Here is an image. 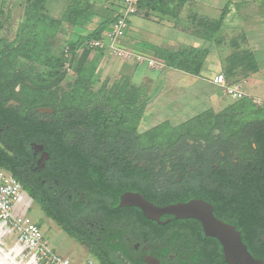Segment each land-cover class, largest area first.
Here are the masks:
<instances>
[{"label":"trees","instance_id":"trees-1","mask_svg":"<svg viewBox=\"0 0 264 264\" xmlns=\"http://www.w3.org/2000/svg\"><path fill=\"white\" fill-rule=\"evenodd\" d=\"M46 1L25 0L22 24L15 38L10 42L0 39V168L8 171L41 211L83 246L91 258L99 264L114 262L112 256L98 253L86 237L77 235L71 229L69 218L57 211L53 201L47 202L36 190L25 187L20 162L30 142L43 139L51 162L60 159L63 168L77 169L81 184L78 191L88 195L90 177H100L108 167L106 157L96 153L113 148L120 137H125L126 145L139 142L142 150H166L181 141H210L213 139L211 132L216 129L221 138L236 143L231 145V150L242 159L238 165L260 169L253 177L264 181L261 175L264 172V106L256 107L251 99L244 97L220 112L207 109L177 125L162 122L139 133L138 127L148 105L139 88L128 79L120 78L108 89L101 85L98 91L92 90L102 51H97L95 58L91 50L76 51L85 41L100 38L113 20H104L86 36L69 42V65L74 64L76 79L69 89L56 90L68 71L64 69L67 60L64 50L60 55L53 52L59 27L62 22L82 27L92 14L89 0H70L61 19L55 20L45 13ZM185 3L186 0H138L137 11L150 9L177 18ZM230 6V3L225 6L215 26L206 22V29L217 30ZM155 54L169 69L198 75L208 50H156ZM35 66L47 69L44 77L34 74ZM222 71L227 82L236 83L239 77L257 72L258 64L249 49L235 47L227 56ZM43 107L53 109L52 123L40 121L36 114L35 109Z\"/></svg>","mask_w":264,"mask_h":264},{"label":"flooded vegetation","instance_id":"flooded-vegetation-1","mask_svg":"<svg viewBox=\"0 0 264 264\" xmlns=\"http://www.w3.org/2000/svg\"><path fill=\"white\" fill-rule=\"evenodd\" d=\"M35 112L40 121L53 122L52 108ZM211 134L210 141H181L166 150H142L139 142L126 145L125 137H120L113 148L96 153L106 157L108 167L100 177H90L88 195L78 191L77 169L63 168L60 159L51 162L43 139L28 144L20 175L27 189L53 201L69 218L71 229L98 253L112 256L113 264H240L226 262L222 243L206 235L200 219L165 211L193 202L203 203L214 219L233 227L252 259L264 264V181L253 177L260 169L238 165L242 159L231 150L236 143L221 138L216 129ZM20 187L29 212L37 204ZM128 194L155 209L120 206ZM41 214L36 223L43 234L49 222L68 236Z\"/></svg>","mask_w":264,"mask_h":264},{"label":"crops","instance_id":"crops-1","mask_svg":"<svg viewBox=\"0 0 264 264\" xmlns=\"http://www.w3.org/2000/svg\"><path fill=\"white\" fill-rule=\"evenodd\" d=\"M69 2L70 0H47L45 13L59 20L56 15L62 17ZM228 3L231 6L217 30L206 29V22H212L215 26L216 21H220L222 11ZM88 6L91 19L82 27L70 26L77 37L86 36L104 20H113L121 9V0H89ZM128 22L121 45L163 63V59L155 54L156 50H208L198 75L169 69L165 63L162 69L150 68L146 64L114 59L107 56L109 54L102 53L96 75L99 71L112 73L115 80L125 78L139 88L142 97L148 100L142 118L144 121L157 118V124L162 120L173 125L174 120L185 119L190 114L191 118L207 109L220 112L213 95L218 87L212 83V79L217 74H224L222 69L225 60L235 47L249 49L258 64L257 72L244 78L239 77L236 82L241 86L245 97L254 99L247 92L264 86L263 69L259 67L256 57L258 54L264 59V0H186L177 18L164 16L155 10L142 9L130 16ZM24 205L20 209L24 211L25 208V213H28L30 204L27 199ZM86 259L88 258L82 261Z\"/></svg>","mask_w":264,"mask_h":264},{"label":"built area","instance_id":"built-area-1","mask_svg":"<svg viewBox=\"0 0 264 264\" xmlns=\"http://www.w3.org/2000/svg\"><path fill=\"white\" fill-rule=\"evenodd\" d=\"M138 0H121V9L117 16L100 38L85 41L82 49L102 51L113 55L117 59L134 61L137 64H146L150 68L162 69L164 63L153 57L135 53L121 45V39L128 29L129 17L137 13ZM64 57L69 59L71 54L68 48L64 50ZM212 83L222 90V93L232 99L244 98L239 84L229 83L223 74H217ZM21 187L12 175L0 168V247L9 246L8 251L19 264H74L70 259L55 253L48 239L36 222L28 216L14 213V205L20 199ZM2 248V250H5ZM79 264H93L86 259Z\"/></svg>","mask_w":264,"mask_h":264},{"label":"rangeland","instance_id":"rangeland-1","mask_svg":"<svg viewBox=\"0 0 264 264\" xmlns=\"http://www.w3.org/2000/svg\"><path fill=\"white\" fill-rule=\"evenodd\" d=\"M25 3H26L25 0H0V39L2 40V42H10L15 38L20 28V25L22 24L23 9H24ZM52 4L53 3L51 1V5ZM56 17L60 19L61 16L56 15ZM76 39H77V36L75 33H73L70 26L66 22H62L59 27L57 36L54 40V44H53L54 54L60 55L63 52V50L67 48L69 42L72 40H76ZM91 54H92V57L95 58L97 51H92ZM107 56L112 57L114 59L116 58L110 54ZM256 57L259 63V67L263 69L262 73H264V59H262V57H260V55L258 54H256ZM70 58L71 57H69V59ZM69 59L64 61V69L67 68L68 71L64 79L59 84L58 89H56L58 91H65L69 89V86L73 84V82L76 79V74L73 71L74 64L69 65ZM100 61H101V58L98 59V62H97L98 65ZM22 62L26 63V61H22ZM98 65H97V69H98ZM28 66L29 65H27L26 67ZM33 69H34V74H38L41 77H44L45 73L47 72V69L41 66H35ZM111 75L112 73L105 74L101 71H99L98 75H96L95 73V76L97 77H95V83L92 87V90L98 91L101 85L107 86L106 89H108L110 85L114 81H116L115 78L112 77L113 75L112 76ZM33 78L36 79L34 75H33ZM247 93L255 97L252 100L254 104L256 105V107L259 108V107L264 106V86L261 88L257 87L256 89H250L249 92ZM213 95H214L215 104H218L221 111L222 109L226 108L227 106L237 101L235 99H232L229 96L224 95L220 88H218V90H214ZM244 97H245V94H244ZM213 109H216V108H213ZM190 115L186 116L185 119L172 121L173 125H177L189 119ZM157 123H158L157 118L154 120H149V121L141 120L139 127H138V131L139 132L148 131L154 128L155 127L154 125H158ZM160 123H162V120L161 122H159V124ZM25 199H26V196L24 194H21L20 199L14 205V213L20 216H23V215L28 216L33 222H36L39 216L42 215L41 211L39 207L35 204H32L30 211L28 213H25V208H24V211H22L20 207L21 208L22 206L25 207L24 205ZM44 228L47 229V232L44 235L48 239L51 247L53 248V250L55 251L57 255L71 259L75 263H79L85 258H88V259L90 258V256L85 254L84 250L77 242H75L72 238L66 236L63 232L58 231L53 224L48 222L44 225ZM1 248H4V247L2 246ZM4 249H5L4 251L7 252V250L9 249V246L7 245V247H5Z\"/></svg>","mask_w":264,"mask_h":264},{"label":"water","instance_id":"water-1","mask_svg":"<svg viewBox=\"0 0 264 264\" xmlns=\"http://www.w3.org/2000/svg\"><path fill=\"white\" fill-rule=\"evenodd\" d=\"M136 205L145 211L155 208L144 199L135 194L124 195L121 198L120 206ZM165 211L173 212L177 216H194L201 220L206 235L216 237L223 245L224 257L228 263L240 264H262L256 262L249 255L241 242L239 234L229 225L214 219L210 209L200 202H193L167 208ZM0 264H16L0 249Z\"/></svg>","mask_w":264,"mask_h":264},{"label":"bare ground","instance_id":"bare-ground-1","mask_svg":"<svg viewBox=\"0 0 264 264\" xmlns=\"http://www.w3.org/2000/svg\"><path fill=\"white\" fill-rule=\"evenodd\" d=\"M0 249L2 250V248L0 247ZM9 258H11L16 264H19L18 262H16L15 261V259H14V256H12L11 255V251H8V252H6V251H4V250H2Z\"/></svg>","mask_w":264,"mask_h":264}]
</instances>
